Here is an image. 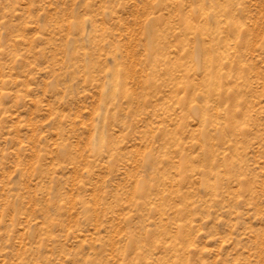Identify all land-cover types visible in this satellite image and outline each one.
<instances>
[{
	"label": "rangeland",
	"instance_id": "rangeland-1",
	"mask_svg": "<svg viewBox=\"0 0 264 264\" xmlns=\"http://www.w3.org/2000/svg\"><path fill=\"white\" fill-rule=\"evenodd\" d=\"M0 264H264V0H0Z\"/></svg>",
	"mask_w": 264,
	"mask_h": 264
}]
</instances>
